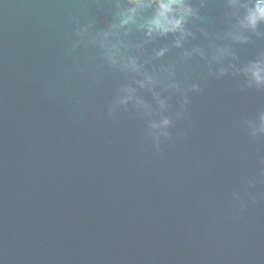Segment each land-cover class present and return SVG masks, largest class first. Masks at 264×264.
<instances>
[{"label": "water", "instance_id": "water-1", "mask_svg": "<svg viewBox=\"0 0 264 264\" xmlns=\"http://www.w3.org/2000/svg\"><path fill=\"white\" fill-rule=\"evenodd\" d=\"M83 4L108 0H0L3 264H264V137L244 126L264 90L179 66L201 91L179 120L170 97L157 149L130 106L107 114L125 78L94 49L69 51ZM236 54L264 55V39Z\"/></svg>", "mask_w": 264, "mask_h": 264}, {"label": "clouds", "instance_id": "clouds-1", "mask_svg": "<svg viewBox=\"0 0 264 264\" xmlns=\"http://www.w3.org/2000/svg\"><path fill=\"white\" fill-rule=\"evenodd\" d=\"M91 6L81 5L72 17L76 27L69 51L94 49L107 68L125 78L107 114L112 117L130 106L148 120V134L157 149L162 139L170 138V97H182L174 114L179 120L188 93L201 91L195 82L182 86L179 66L199 61L209 76L220 79L231 72L242 77L246 87L264 90V55L237 66L236 54L253 38L264 39V0H108L107 9L98 14L89 12ZM169 56L174 59L166 61ZM244 126L251 138L264 137V111ZM233 199L239 195L234 193Z\"/></svg>", "mask_w": 264, "mask_h": 264}]
</instances>
